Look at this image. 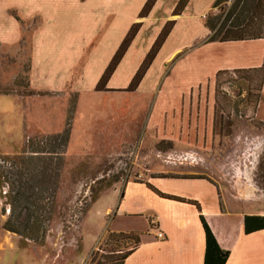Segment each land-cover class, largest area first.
<instances>
[{"label":"rangeland","instance_id":"374dc122","mask_svg":"<svg viewBox=\"0 0 264 264\" xmlns=\"http://www.w3.org/2000/svg\"><path fill=\"white\" fill-rule=\"evenodd\" d=\"M146 1L0 0V264H117L138 237L128 231L145 224H109L104 198L96 201L114 185L142 182L147 169L162 168L160 157L191 154L196 168L181 169L206 173L225 197L264 213L261 73L209 76L217 61L253 55L254 46L185 50L217 13L214 0H187L182 12L190 16L172 25L160 58L128 91L131 68L175 18L179 0H154L143 22ZM134 23L140 49L117 60L105 89L94 91L98 69ZM5 220L24 234L4 230Z\"/></svg>","mask_w":264,"mask_h":264},{"label":"crops","instance_id":"0c3cea01","mask_svg":"<svg viewBox=\"0 0 264 264\" xmlns=\"http://www.w3.org/2000/svg\"><path fill=\"white\" fill-rule=\"evenodd\" d=\"M185 9L186 6L183 11ZM203 15L201 14V18ZM185 16H190V14H183L182 12L180 15L174 16L175 18L172 20L173 25ZM158 17H161L164 22L170 21L164 14ZM142 19L143 22H146L145 18ZM171 32H169V35ZM183 36H187L186 31H183ZM208 36L207 30L204 29V35L199 40L197 39L186 45L184 49L197 48L207 43H218L207 42ZM226 43L251 44L250 46H254L253 48H255L256 53L250 56H248V53H244L247 56L241 55L237 59L223 58L217 61L210 69L209 76L211 78L214 79L215 74L218 72L229 70L260 72L264 57V39ZM151 45L149 46L146 43V47L141 52L142 58L146 55ZM133 47L132 40L126 51L120 55L118 59L119 63L124 61L128 50L136 53V50L140 49L138 45L135 49ZM163 48L164 44L161 45L151 61V67L156 63L157 57L158 59L160 58V54L158 53ZM180 49L181 47L174 49L164 56V59L160 60L161 64L168 61ZM140 64L141 62L131 68L128 77H126L127 79L133 77L134 71L137 70ZM103 67L105 66L102 63L94 76L95 78H99L100 73L104 69ZM136 88L138 87L136 86L134 89ZM259 92L261 96L264 95V72L261 74ZM250 153L247 152L246 155ZM200 157L199 163L201 165L204 160ZM160 160L163 165L162 168L150 167V169H147L146 174L142 175V182H126L121 187L114 185L106 190L96 201L97 203L102 197L104 198L105 202L102 214L106 216V213H111L109 224L116 219L132 221L140 219L145 224L144 231L141 230L142 232L136 230L128 231L135 232L138 235L139 243L121 264H202L204 234L199 216L205 221L218 247L227 251L228 256L224 264H264V230L248 235H245L242 231V219L245 215L264 216V213L251 214L248 210L249 206L245 205L242 201L235 200L231 194H229L231 195L230 197H225L227 194L224 189L219 187L218 184L209 182L208 180L210 179L206 173H196L190 172L187 169H181L196 168L195 166L198 162L193 163L187 159L181 161L179 158L173 156L160 157ZM206 166L204 162L201 167L206 168ZM147 185L161 194L194 202L198 208L192 203L161 198L147 188ZM244 190H247V188H242L241 191L238 189L241 193ZM112 231L114 230L112 229ZM139 232L144 234H140ZM157 233H161L163 238L157 239L155 237Z\"/></svg>","mask_w":264,"mask_h":264},{"label":"trees","instance_id":"16d2710c","mask_svg":"<svg viewBox=\"0 0 264 264\" xmlns=\"http://www.w3.org/2000/svg\"><path fill=\"white\" fill-rule=\"evenodd\" d=\"M153 1L154 0H147L145 2L142 9L137 14L138 19L144 18L145 14H147L145 13L146 10L152 6ZM228 1L229 0H214L212 3L211 10H215L217 13H210L206 15L203 23L204 28L209 34L207 42L226 43L264 39V0H232L230 4L226 5ZM186 3L187 0L178 1L176 7L173 10V12H175L174 16L180 15L183 8L186 6ZM223 4L226 5L225 9L220 8ZM172 25L173 22H167L163 27V30L156 36L150 49L144 56L141 64L129 82L127 87L128 91L133 90L137 86L157 51L169 34ZM139 27L140 23H134L130 25L126 34L124 35V38L121 40L120 44L112 55L111 60L108 62L107 66L99 76L94 86V91H102L105 89V85L113 72V67L116 61L120 55L126 51L127 47L130 45L131 41L136 35ZM260 72L261 74L264 72V57L260 67ZM147 188H149L161 198L178 202L192 203L197 206L194 202L161 194L149 185H147ZM196 208H198V206ZM199 221L204 234V252L202 264H224L228 256L227 251H224L218 247L213 235L201 216H199ZM2 227L4 230L12 233L19 235L24 234V232L19 231L20 229L9 225L8 220L4 221ZM21 230H27V227L23 226ZM261 230H264V216L245 215L243 217L242 231L245 235ZM138 238L139 237L134 238V246L120 256L117 264H121L123 260L130 254V252L138 245Z\"/></svg>","mask_w":264,"mask_h":264},{"label":"built area","instance_id":"2783aa9c","mask_svg":"<svg viewBox=\"0 0 264 264\" xmlns=\"http://www.w3.org/2000/svg\"><path fill=\"white\" fill-rule=\"evenodd\" d=\"M188 156H189V154L186 153V154H183L182 156H179L178 155L177 158H179V159H181V161H183V160H186ZM155 237L161 239L162 238V235H161V233H157Z\"/></svg>","mask_w":264,"mask_h":264}]
</instances>
